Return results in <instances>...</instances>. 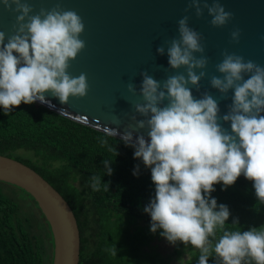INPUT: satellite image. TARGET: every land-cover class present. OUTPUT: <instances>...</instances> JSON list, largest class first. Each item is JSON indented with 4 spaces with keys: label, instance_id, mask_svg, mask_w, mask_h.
Instances as JSON below:
<instances>
[{
    "label": "clouds",
    "instance_id": "9594fccd",
    "mask_svg": "<svg viewBox=\"0 0 264 264\" xmlns=\"http://www.w3.org/2000/svg\"><path fill=\"white\" fill-rule=\"evenodd\" d=\"M2 3L17 13L13 34L6 36L0 30V107L5 114L22 103L40 101L55 107L46 93L61 104H68L70 97H85L87 74L73 77L68 72L70 62L86 47L80 38L85 31L82 17L75 10L61 8L60 3L36 14L28 0ZM193 8L198 18L207 9L215 27L225 26L234 15L220 0L211 4L188 0L185 11ZM189 19L187 15L179 19V37L166 41L167 47L162 44L157 48L161 55L167 50L170 68H185L186 74L177 72L161 82L144 70L139 91L128 83V91L133 95L139 92L143 98L134 109L144 118L133 115L135 125L129 126L133 130H125L120 139L134 147V158L142 159L151 169L155 196L144 211L151 216L153 233L162 229L160 234L170 243L179 241L197 249L198 264H209L213 256L220 264H264V226L227 229L230 210L211 196L217 183L228 187L243 175L253 182L258 201L264 202V66L224 50L216 65L221 75L210 78L211 87L224 99L232 93L228 111L221 115L219 102L210 92L197 98L189 86L200 90L209 63L202 34L189 26ZM240 35L239 28L233 30L232 41L239 43ZM197 69L201 71L197 73ZM60 115L70 113L61 109ZM141 129H147V138L141 133L133 141V133ZM98 130L106 137L119 135L117 128ZM101 142L108 143L106 139ZM104 165L111 175L110 161L104 160ZM91 187L100 190L99 177H91ZM112 254H117L115 249Z\"/></svg>",
    "mask_w": 264,
    "mask_h": 264
},
{
    "label": "trees",
    "instance_id": "16d2710c",
    "mask_svg": "<svg viewBox=\"0 0 264 264\" xmlns=\"http://www.w3.org/2000/svg\"><path fill=\"white\" fill-rule=\"evenodd\" d=\"M134 152L122 139L106 137L36 102L22 103L8 114L0 107V154L33 168L68 202L80 234L78 264L139 263L136 248L161 236L162 229L151 231V216L144 211L155 196L151 169ZM104 160L110 161L111 175ZM92 176L100 178L99 191L91 187ZM8 185L15 187L0 180V264H52L53 239L43 213L28 192L16 186L23 196ZM214 188L211 196L231 213L227 229L264 226V202L258 201L252 181L240 176L234 185L221 182ZM144 224H150L144 237L130 232L132 225ZM188 248L185 264H198L199 251ZM209 264L220 261L213 256Z\"/></svg>",
    "mask_w": 264,
    "mask_h": 264
},
{
    "label": "water",
    "instance_id": "95a60500",
    "mask_svg": "<svg viewBox=\"0 0 264 264\" xmlns=\"http://www.w3.org/2000/svg\"><path fill=\"white\" fill-rule=\"evenodd\" d=\"M208 2L211 4L212 0ZM220 2L226 11L234 14L223 27L210 23L212 17L207 9L199 18L194 8L186 12L188 0H28L33 8L32 14L41 8L50 10L60 3L65 10H75L85 24L80 38L86 47L70 62L68 72L73 77L87 74L88 94L82 98L70 97L68 104H61L57 97L46 93V99L55 107L40 101L36 103L58 113L66 109L70 113L67 117L96 129L103 126L117 128V137L120 138L125 130H133L129 127L135 125L131 119L133 115L144 118L134 109L143 98L139 92L135 95L129 92L128 83H133L139 91L144 70L161 82L177 72L186 74L185 68H170L167 50L161 55L157 48L179 37L178 20L187 15L189 26L202 34L204 55L209 58L205 69L208 76L202 78L200 90L189 86L197 98L205 91L210 92L219 102L221 115L227 113L232 93L224 99L219 90L211 87L210 78L221 75L216 65L222 61L225 49L243 56L245 61L252 60L264 66V0ZM16 16L17 13L9 11L0 0V30L6 36L13 34ZM237 28L241 30L239 43L231 39V32ZM199 71L197 69V73ZM221 123L230 128L229 123ZM141 133L147 138V129H141L133 133V141ZM0 180L24 189L36 201L52 234V264H78L80 234L76 217L65 198L33 168L2 154Z\"/></svg>",
    "mask_w": 264,
    "mask_h": 264
},
{
    "label": "rangeland",
    "instance_id": "374dc122",
    "mask_svg": "<svg viewBox=\"0 0 264 264\" xmlns=\"http://www.w3.org/2000/svg\"><path fill=\"white\" fill-rule=\"evenodd\" d=\"M7 186V184H5ZM10 190H15L16 192L26 196L20 189L8 185ZM35 207V206H34ZM36 208V207H35ZM37 209V208H36ZM150 224H144L141 227H130V232L139 235H146L149 232ZM145 240V239H141ZM134 257L138 258L136 264H159L160 260H164V264H185V262L190 258V252L188 246H185L183 242H176L175 244L170 243L165 237L155 236L149 243V245H143L136 248L133 252Z\"/></svg>",
    "mask_w": 264,
    "mask_h": 264
}]
</instances>
